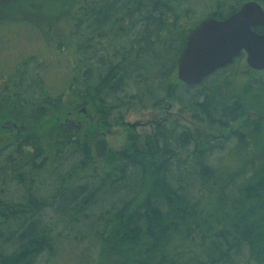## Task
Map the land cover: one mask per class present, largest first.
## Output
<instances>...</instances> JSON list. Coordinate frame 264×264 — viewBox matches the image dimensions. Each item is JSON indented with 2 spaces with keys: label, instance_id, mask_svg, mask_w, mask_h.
I'll return each instance as SVG.
<instances>
[{
  "label": "trees",
  "instance_id": "obj_1",
  "mask_svg": "<svg viewBox=\"0 0 264 264\" xmlns=\"http://www.w3.org/2000/svg\"><path fill=\"white\" fill-rule=\"evenodd\" d=\"M244 1L45 0L59 57L9 71L22 128L0 142V264H264V70L241 53L175 77L201 19ZM142 112L151 128L110 146Z\"/></svg>",
  "mask_w": 264,
  "mask_h": 264
},
{
  "label": "water",
  "instance_id": "obj_2",
  "mask_svg": "<svg viewBox=\"0 0 264 264\" xmlns=\"http://www.w3.org/2000/svg\"><path fill=\"white\" fill-rule=\"evenodd\" d=\"M258 26L264 27V9L255 0L242 3L226 18H203L186 40L176 67L178 81L199 84L242 52L250 69L264 70V31H256Z\"/></svg>",
  "mask_w": 264,
  "mask_h": 264
},
{
  "label": "flooded vegetation",
  "instance_id": "obj_3",
  "mask_svg": "<svg viewBox=\"0 0 264 264\" xmlns=\"http://www.w3.org/2000/svg\"><path fill=\"white\" fill-rule=\"evenodd\" d=\"M31 3L30 5L34 6L28 9H25L26 15L29 17L27 19H20V14L19 13H14L18 12L20 7H16V0H11L10 7L11 10H14L13 13H9V9L3 10V8H0V29L3 27V31H0V110H4L6 108L7 112L9 113L10 117L6 118H1L0 119V142L3 136H8V135H14L18 134L20 132V129L22 126L17 123L16 121L12 120L10 113L13 112L11 108L9 107L7 103L8 96H12L14 94V91L18 89L16 86L17 81L15 83H12V81L9 79V71L12 69V72H14V69L17 67L18 62L20 61V58L23 57V59H29L30 57H33V59H38L39 61H48L46 57H41L38 52H32L28 48H20V43H25L26 39L29 37L28 34L34 30H36L37 27L40 29H48L50 28V24L47 23L49 22V18L45 17L42 18L43 14H45L46 10L48 9L47 7H41L45 0H38L35 2L34 0H30ZM38 5V6H37ZM17 8V9H16ZM45 11V12H43ZM6 12L8 13V17L6 18L5 14ZM36 17L38 19H36ZM35 19V20H33ZM10 25H15L13 28L12 32H6L8 30V27ZM19 27L22 28V31L24 32L23 34L25 35L24 40H21L19 37ZM29 32V33H28ZM5 37V38H4ZM8 37H11L12 40H9ZM48 43H50L49 40H47ZM20 48V49H19ZM20 53V56H18ZM18 56V57H16ZM11 62H13L11 66ZM5 66V67H4ZM17 69H15V78L17 77ZM5 70V71H4ZM14 77V76H12ZM17 87V88H16ZM170 107L166 109L168 115L170 113ZM169 110V111H168ZM85 114V113H83ZM159 117V116H158ZM151 121V120H149ZM126 123V126H129V123ZM151 125L148 124V121L145 122H140V123H135L134 126H132L134 129L137 128H143L147 130V127H150ZM131 127V126H130ZM109 132L107 131V134Z\"/></svg>",
  "mask_w": 264,
  "mask_h": 264
},
{
  "label": "rangeland",
  "instance_id": "obj_4",
  "mask_svg": "<svg viewBox=\"0 0 264 264\" xmlns=\"http://www.w3.org/2000/svg\"><path fill=\"white\" fill-rule=\"evenodd\" d=\"M24 1L25 0H16V2H15L16 3L15 6L16 7H20V8L18 10H16L18 12H14V13H19L20 14V19L29 18L27 16L28 14L27 15L25 14L26 13L25 9H27L26 7H28L29 5H28V3L24 5ZM34 1L37 2L38 0H34ZM10 3H11V0H0V8H3V10L9 9L8 12L9 13H11V12L13 13V11H15V10H14V8H13V10H11V8H9L10 7ZM31 7H34V6L30 5V7H28V9L31 8ZM60 9L63 11V7H61ZM43 12H45V11H43ZM202 15H200V16H202ZM5 16H6V18L8 17V13L7 12H6ZM36 19H38V18L36 17ZM33 20H35V19H33ZM59 20H61V16H57L56 17V22H58ZM14 27H15V25H10L6 32L7 33L8 32L9 33L12 32ZM39 30H40L39 27H37L36 30L33 29V31L30 32V34H28L29 37L26 39V42L25 43H20L21 44L20 48L21 47L25 48V46H26V48H28L30 51L35 52V53L38 52L39 54H41L40 55L41 57L44 56V57H46V59H48V61H52L53 58L59 57V53H57L55 51V49L53 48L54 47V43H49L47 45L48 41L43 37V35L41 33L38 32ZM0 31L4 32L3 31V27L0 29ZM18 32H19L20 39L24 40L25 35L23 34L24 32L22 31L21 27H19ZM8 39L12 40L11 37H8ZM18 56H20V53H19ZM18 56H16V57H18ZM12 64H13V62H11V66H12ZM242 65H243L242 69H249L247 67V65L245 64L244 58H243V64ZM175 77H176V74H175ZM256 96H257L258 103L264 107V96H262L261 94H256ZM176 107H177V103L176 104L174 103L172 109H170L171 110L170 113H175L176 112ZM82 108H80V110ZM4 109H5V111L4 110H0V119L1 118H6V117H10L9 113L6 110V108H4ZM151 119H152V116H151V114L149 112H142V113H139V114L130 113V114H128L125 117V121L127 123H129V125L135 124V123H140V122L142 123V122H145V121H149ZM153 120L158 121L160 119L155 117ZM150 128L151 127H149L148 129H150ZM128 129H134V128L130 127V126H128V127L127 126H124V127H118V126L117 127H113L109 131L107 136H106L107 137L106 140H107L108 144L110 146H112L115 150H118L125 142V137L127 135L126 133H127ZM135 130L140 131V128H137ZM5 139H6V137L3 136L1 141L5 140ZM94 252L95 251L93 249L90 250V255H91L92 258L95 257L94 255H92V254H94Z\"/></svg>",
  "mask_w": 264,
  "mask_h": 264
}]
</instances>
